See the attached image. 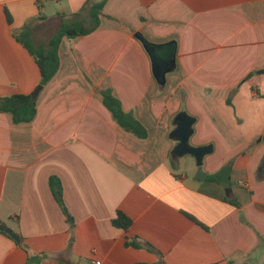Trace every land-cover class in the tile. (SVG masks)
Masks as SVG:
<instances>
[{
	"label": "crops",
	"instance_id": "crops-1",
	"mask_svg": "<svg viewBox=\"0 0 264 264\" xmlns=\"http://www.w3.org/2000/svg\"><path fill=\"white\" fill-rule=\"evenodd\" d=\"M101 1L0 0V98L39 86L24 29L38 47L73 14L88 27ZM58 57L31 123L0 113V223L25 245L0 233V264H264V0H105L98 27L64 38ZM102 91L145 139L114 121ZM182 113L189 145L212 148L203 181L172 154Z\"/></svg>",
	"mask_w": 264,
	"mask_h": 264
},
{
	"label": "trees",
	"instance_id": "trees-1",
	"mask_svg": "<svg viewBox=\"0 0 264 264\" xmlns=\"http://www.w3.org/2000/svg\"><path fill=\"white\" fill-rule=\"evenodd\" d=\"M105 0L94 3L91 5L89 10V21L88 27L84 21H79L77 19L78 14H73L70 17L74 20L66 21L62 20L61 24L54 36H52L44 44L34 47L30 43V31L29 29H24L19 37H16V40L22 45V47L29 53L34 62L36 63L39 74L40 81L39 86L45 87L51 79L54 77L59 68V57L58 50L61 41L66 39H72L76 37H81L88 35L94 31L99 25V17L101 15L102 9L104 7ZM38 9L40 7L38 6ZM6 18L7 22L11 23V18L7 11ZM45 19V16L39 11L36 20L42 21ZM145 44V42H144ZM148 46L147 44H145ZM102 103L104 107L110 112L114 121L126 132L132 133L139 139L146 138L145 129L134 120V118L122 111L119 101L112 95L110 91L101 92ZM0 113H5L10 115L13 125H21L31 123L36 116V98H33L32 95H13L10 97L0 98ZM178 116V115H177ZM174 118L173 123L175 126L176 118ZM173 154V153H172ZM174 156V155H173ZM229 171V166H225L220 172L214 176H208L206 181L215 182L220 174L226 173ZM50 190L55 201L60 206L61 210L66 214L65 207L62 201L61 194V184L58 179L52 177L49 180ZM230 204L235 203L230 200L225 199ZM191 220V217L188 216ZM1 224V223H0ZM113 225L117 228L128 229L131 225L130 219L124 216L122 213L118 212L116 219L113 221ZM0 233L8 236L6 233L0 231ZM9 237V236H8ZM20 243L18 245L22 248H25L23 244V239L20 237ZM127 246L138 248V244L130 243ZM43 259L42 256L28 257L27 264H39Z\"/></svg>",
	"mask_w": 264,
	"mask_h": 264
},
{
	"label": "water",
	"instance_id": "water-1",
	"mask_svg": "<svg viewBox=\"0 0 264 264\" xmlns=\"http://www.w3.org/2000/svg\"><path fill=\"white\" fill-rule=\"evenodd\" d=\"M145 47L150 53V48H148V46L146 45ZM41 90L42 87L38 86L32 94V97L36 98ZM193 124L194 119L188 114L182 113L177 116L175 122V129L171 134L172 141L176 143V146L173 150V154L179 158H182L184 156L192 157L195 161V165L197 168L196 179L198 181H203L205 179V173L202 170L203 159L206 155L212 152V148L210 146L194 148L189 145V139L192 134ZM0 231L6 233L16 243H20L19 236L4 224H0Z\"/></svg>",
	"mask_w": 264,
	"mask_h": 264
},
{
	"label": "rangeland",
	"instance_id": "rangeland-1",
	"mask_svg": "<svg viewBox=\"0 0 264 264\" xmlns=\"http://www.w3.org/2000/svg\"><path fill=\"white\" fill-rule=\"evenodd\" d=\"M184 158L187 160V159H189V158H191V157L184 156ZM189 160H193V159H189Z\"/></svg>",
	"mask_w": 264,
	"mask_h": 264
}]
</instances>
